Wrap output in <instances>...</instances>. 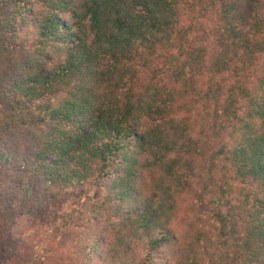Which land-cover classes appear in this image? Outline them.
<instances>
[{
	"label": "trees",
	"instance_id": "16d2710c",
	"mask_svg": "<svg viewBox=\"0 0 264 264\" xmlns=\"http://www.w3.org/2000/svg\"><path fill=\"white\" fill-rule=\"evenodd\" d=\"M0 264H264V0H0Z\"/></svg>",
	"mask_w": 264,
	"mask_h": 264
}]
</instances>
